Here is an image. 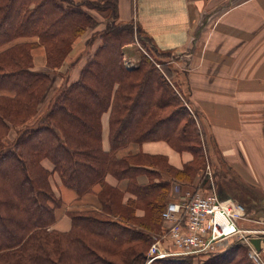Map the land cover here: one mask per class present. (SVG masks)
<instances>
[{"label": "trees", "instance_id": "1", "mask_svg": "<svg viewBox=\"0 0 264 264\" xmlns=\"http://www.w3.org/2000/svg\"><path fill=\"white\" fill-rule=\"evenodd\" d=\"M86 8L107 10L116 20V8L105 2L0 0V264H145L153 242L149 231L162 232L158 216L172 184L191 183L204 168L202 135L182 101L186 98L132 23L108 24L91 41L100 44L78 79L69 76L82 54L71 59L62 83L45 99L52 74L89 26ZM135 38L146 53L128 69L124 47ZM34 47H43L48 71L34 70ZM106 112L107 152L101 143ZM155 141L190 153L192 160L177 169L161 155L121 154ZM54 174L78 197L94 194L97 200L95 209L67 213L68 232L51 230L62 206L52 189ZM107 176L125 186L108 184ZM140 176L148 181L139 184ZM149 207L156 219L148 216ZM247 250L238 241L201 264H253ZM156 263L193 264L190 256Z\"/></svg>", "mask_w": 264, "mask_h": 264}, {"label": "rangeland", "instance_id": "2", "mask_svg": "<svg viewBox=\"0 0 264 264\" xmlns=\"http://www.w3.org/2000/svg\"><path fill=\"white\" fill-rule=\"evenodd\" d=\"M243 1L245 0H231L230 6H236ZM252 3L254 4L242 6V8L237 11H260L264 13V0H254ZM218 9L219 10L214 16L221 14L224 8L219 4ZM261 17L263 19L264 15ZM262 19H257V16L252 17L249 23L244 26H241L238 23L235 25L224 23L219 26V28H216L211 38L207 35L209 30L207 29L204 31V36L200 38L201 40H198L197 42V45L199 46L196 47V50L198 51H195L192 47V52H182L180 54L170 53L158 55L156 53H150L152 58L160 61L163 65L161 68L164 71L165 68H170L171 74L168 75L173 76L174 81L177 82L175 83V86L181 92L183 97L186 98L182 101L194 118L196 128L201 132L202 148L205 156L204 168L197 171V174L191 183L185 184L174 182L172 184L167 202L180 201L182 193L185 194L186 192H190L191 194L197 192L206 193L213 185L217 195L222 200L230 199L246 209V216L244 220L239 223L244 227H249L251 229L254 228L255 230L264 229V194L258 186L260 176L255 160L248 155L247 150L250 151V147H245L246 159H244L243 155L241 157L236 155L234 144H236L238 148L239 146H243L242 139L237 137L244 135L242 134L243 124L247 125V127H251V132L246 131L245 136L250 134L257 150L258 142H260H257V140L255 142L253 138H255L254 135H257L254 134L255 129H260L258 128V124L262 125L261 122L264 120V22H261ZM239 21H241V23L244 22L242 21V17L238 22ZM204 22L211 24L212 21L206 19ZM254 23L256 24L255 27ZM208 28H210V26ZM202 44L204 48L203 51H201ZM36 49L38 51H36ZM42 49L43 47H34V70L46 72L48 71L46 66H44V68H42L43 66L36 67L35 64L37 63L38 65L42 59L43 62L45 61V52L41 56H39L38 53L44 51V49ZM202 53L204 66L203 68L196 69V63L200 61ZM133 54L137 55L136 53ZM139 54L140 52H138V55ZM192 60L193 65L190 64V61ZM68 67L69 65L65 64L59 72L52 74V80L46 92L45 99H48L62 83L63 79L61 76L66 73ZM217 76H223L222 80L225 82L229 79V84L232 83V80L237 81V79H239L238 86L234 90L236 92L241 90L243 76H253L254 84L252 85V90L254 92L260 91L258 93H261V100L256 99V102H244V99H236V95L229 101L211 100L212 98L210 96L212 94L214 95L217 92H227V90H230L227 89V85L222 84L215 86V88L214 84L211 85L214 78ZM207 77L209 81H211L210 83L204 82ZM194 96L200 98L195 99ZM260 106L263 108L258 110ZM41 109L43 111L44 106L41 107ZM247 127L246 129H248ZM255 132L258 133L257 130ZM261 135L263 136L264 133H261ZM261 145L264 150L263 140H261ZM254 146L251 144L253 150ZM239 151L241 153L242 149ZM167 162L169 164L168 159ZM52 179H54V177L50 178L51 184ZM55 180H57V178H55ZM124 200H126L125 197ZM148 211L150 219H154L156 211L152 207H149ZM136 213L138 217L143 215V212L140 210ZM161 219L159 214L158 224L159 227L162 226L163 231L164 227H167V224L163 220L162 214ZM157 227L158 225L151 230L157 229ZM149 232L152 236L153 242L157 238L161 239L158 233L152 231ZM238 241L243 243L248 249L247 244L242 240L231 239L218 244L214 250H211L206 255H189L191 262L193 264H201L212 258V255L223 252L227 248L232 247ZM164 245H166L171 251H175V249L168 244ZM260 256L264 262L263 251L260 253ZM177 257L182 258L188 256ZM247 257L253 264H257L256 261L250 257L249 249L247 250Z\"/></svg>", "mask_w": 264, "mask_h": 264}, {"label": "crops", "instance_id": "3", "mask_svg": "<svg viewBox=\"0 0 264 264\" xmlns=\"http://www.w3.org/2000/svg\"><path fill=\"white\" fill-rule=\"evenodd\" d=\"M78 1V0H76ZM89 2H99V3H110L116 8V20L110 19L108 17L109 11H96L91 8H86L85 13L90 18V23L84 34L78 38L74 45L71 56H69L65 64L69 65L71 59L73 60L77 55L82 54L80 61L70 70V81H75L79 77L81 68L85 65L86 61L89 60L91 55L97 49L100 44V40H95L92 44L91 41L95 39L108 24L115 23L128 24L132 23L134 29L137 32L136 35L141 38L145 43L144 45L149 47V49L158 55L170 54V53H182V52H192V47L195 51L198 40L204 36V31L208 30L207 35L213 36L216 28H219L224 23L228 25H235L238 23L241 26L247 25L252 17L257 16V19L261 20L263 12H250V11H237L242 8V6L254 4V0H245L239 3L236 6H230L231 0H86ZM219 4L224 8L222 13L216 15V12L219 10ZM242 17L243 23L238 20ZM212 21L211 24L204 22V20ZM254 19V18H253ZM261 22H264V18ZM254 23V27H255ZM210 26V28H208ZM253 27V28H254ZM203 42V41H201ZM146 48L141 44L140 40L138 41L135 38V42L124 47V64L128 69L135 68L139 61L138 52L146 53ZM203 44L201 46V51H203ZM43 50V49H42ZM77 50V51H76ZM36 51H38L36 49ZM39 56L44 54V51L38 52ZM136 53L137 55L133 54ZM245 53V52H244ZM33 56L35 57V50L33 51ZM43 58V57H42ZM35 62V59H34ZM36 67L45 66V61L40 60V63H35ZM64 64V65H65ZM190 64L193 65V60L190 61ZM204 59L203 53L201 54V59L196 63L195 68H203ZM59 72V71H58ZM214 76V75H213ZM202 77V76H201ZM223 76H217L214 78L213 82L215 86L218 85H227V92H217L212 94L210 97L211 100H232L231 98L235 97L236 99H244V102L253 101L256 102V99L261 100V93L254 92L252 90V85L254 84L253 76H243V81L241 90L238 92L234 91L238 86L239 79L230 80L227 79L226 82L222 80ZM207 80V81H206ZM204 81L205 83L211 82L208 77ZM202 84V83H201ZM202 86V85H201ZM240 86V85H239ZM195 99L200 97L194 96ZM220 103V102H218ZM244 108V107H243ZM263 107H259L261 109ZM249 109V108H248ZM258 124L260 129H255L254 131L256 142H258V150L251 139L250 134L245 136L246 131H250V126L243 124L242 134L240 137L243 141V146L239 148L234 144L236 155L238 157L244 156L246 159V149L245 147H250V151L247 150L250 158L255 160L257 165V170L259 173V189L264 194V150L262 149L261 140L264 141V120ZM101 143L102 150L107 152L109 151V112H106L101 117ZM246 127L248 129H246ZM262 128V129H261ZM251 144L254 146L251 147ZM263 144V143H262ZM252 148V151H251ZM241 153L239 150H241ZM138 152L141 151L147 155H161L165 156L169 164L181 168L182 165L191 160L192 156L188 152L177 153L175 152L167 143L163 141L155 142H145L141 146L132 145L128 149L122 152V155H125L126 152ZM245 151V154H244ZM245 162V160H244ZM43 166L52 171V164L44 160ZM52 189L56 196L61 200L62 206L56 211V220L51 226V230L58 232H68L71 228V219L68 216L70 211H84L92 210L97 208V200L94 194H86L82 197H78L73 191L64 188L59 177L54 174L52 176ZM57 178V180H55ZM58 181V182H57ZM106 181L112 186L118 184L119 188L125 186V182L117 183V181L111 177L107 176ZM139 184H145L148 179L145 176H140L137 179ZM128 198V195L125 196Z\"/></svg>", "mask_w": 264, "mask_h": 264}, {"label": "built area", "instance_id": "4", "mask_svg": "<svg viewBox=\"0 0 264 264\" xmlns=\"http://www.w3.org/2000/svg\"><path fill=\"white\" fill-rule=\"evenodd\" d=\"M245 216L246 211L241 205L230 199L222 200L213 185L206 193L186 192L180 201L167 203L162 213L167 227L159 234L161 239H155L150 245L145 264L170 257L206 255L218 244L231 239L245 242L250 257L257 264H264L260 253L249 242L250 237H256L264 231L240 225L239 222Z\"/></svg>", "mask_w": 264, "mask_h": 264}, {"label": "water", "instance_id": "5", "mask_svg": "<svg viewBox=\"0 0 264 264\" xmlns=\"http://www.w3.org/2000/svg\"><path fill=\"white\" fill-rule=\"evenodd\" d=\"M249 242L254 246L256 251H261V245L264 244V233L256 237H250Z\"/></svg>", "mask_w": 264, "mask_h": 264}]
</instances>
